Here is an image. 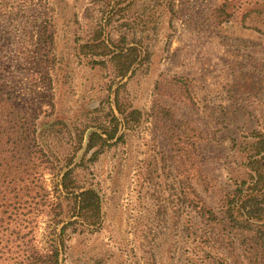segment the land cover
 <instances>
[{
    "label": "rangeland",
    "instance_id": "rangeland-1",
    "mask_svg": "<svg viewBox=\"0 0 264 264\" xmlns=\"http://www.w3.org/2000/svg\"><path fill=\"white\" fill-rule=\"evenodd\" d=\"M49 1L53 8L58 60L57 73L52 77V117L65 121L69 128V134L63 131L54 136L53 151L59 158L69 155L72 160L67 168H74L75 181L80 187L91 185L102 196L99 227L95 231L79 230L81 227L76 225L66 227L62 235L64 251L58 254V264H186L194 238L191 234L186 242L189 221L195 225L191 224L195 230L200 225L192 212L185 215L182 211L177 195L178 178H173L166 166L159 163L158 169L147 176L146 159L152 155L157 157L163 150L159 138L152 141L154 131L147 113L153 100H158L171 108L177 118L188 120L202 132L204 140L196 147V160L202 167L209 191H201L202 182L197 174L192 182L199 196L215 206V193L230 190V179L242 171L240 156L234 155L231 142L218 141L221 109L228 105L240 108L245 114L242 125L245 128H260L264 123V36L242 30L234 23L217 24L212 9L222 0ZM247 1H231L233 7H238L235 21L247 7ZM42 5L43 0H32L20 19L0 30L3 41L0 53L10 61L8 68L17 67L9 41L19 39L18 32L27 29L31 18L44 13ZM107 7L115 12H110L113 16L106 28L111 37L115 38L120 26V31L126 29L139 38L150 53L148 62L133 76L121 81L125 84L119 94L123 104L140 111L143 121L128 129L119 127L118 134H122L119 143L105 148L94 162L75 168L85 149H81L85 134L92 130L85 127L101 122L107 108L113 107L111 102L110 106L107 104V99L112 97L108 98L107 88L116 80L110 67H92L76 53L77 45L86 41L93 31L91 27L101 19L102 9L107 10ZM123 24L130 28L121 26ZM171 75L199 79L207 92L208 107L203 111L195 106H181L169 97L156 95L160 84L164 85ZM236 75L237 78L251 75L254 85L248 91L250 94L246 91L247 94L229 99L225 86L228 87ZM41 86L37 90L42 91ZM113 89L114 86L111 91ZM82 129V139L77 146L73 143L75 133ZM237 136L240 142L239 131ZM56 178L47 173L42 177L52 199L57 195L53 190ZM53 217L36 218L31 237L23 239L30 238L28 249L45 253L53 239L57 242L67 218L59 222V217ZM23 248L21 245L18 250L0 252V264H20ZM16 250L19 256H14Z\"/></svg>",
    "mask_w": 264,
    "mask_h": 264
},
{
    "label": "trees",
    "instance_id": "trees-1",
    "mask_svg": "<svg viewBox=\"0 0 264 264\" xmlns=\"http://www.w3.org/2000/svg\"><path fill=\"white\" fill-rule=\"evenodd\" d=\"M231 1L222 0L213 7L216 23H234L242 30L264 36V0H248L238 21H235L238 7H233ZM31 2L0 0V30L20 19ZM42 7L44 13L31 18L27 29L18 32L19 39L9 41L16 69L8 68L10 61L0 53V252L9 253V249L23 245L20 264H58V254L64 251L65 228L76 225L81 227L79 230L95 231L101 221L99 191L91 185L80 187L75 181L74 168H67L72 159L67 154L59 158L53 151L54 136L63 131L69 134V128L65 121L52 117V77L58 64L56 30L50 1L43 0ZM108 9H102L101 19L91 27L93 31L86 41L77 45L76 53L92 67H110L116 80L107 88L108 98L112 96L107 104L110 106L111 102L113 107L107 108L101 122L85 127L92 130L86 135L85 149L75 168L94 162L105 148L119 143L122 140L119 127L128 129L143 121L140 111L123 104L119 94L125 84L121 81L148 62L150 53L139 38L126 29L120 31V26L115 38L111 37L106 28L113 16L110 12H115ZM2 42L0 39V52ZM235 77L225 86L229 99L247 94L254 85L251 75ZM40 85L42 91L37 90ZM155 94L169 97L181 106H195L203 111L208 107L203 83L186 75L168 76ZM147 116L153 126L152 141L159 138L163 148L157 157L146 159L147 176L158 169L159 163L166 166L173 178H178L177 195L182 211L185 215L192 212L200 225L195 230L189 221L186 242L191 234L194 238L186 264H264V123L260 128H245L242 125L246 118L240 108L228 105L221 109L218 141L231 142L234 155L240 156L242 171L230 179V190L215 193V206H211L199 196L192 182L197 174L202 182L201 191H209L196 160V147L204 140L202 132L188 120L177 118L171 108L158 100H153ZM84 129L75 133L73 143L77 146ZM237 131L242 135L240 142ZM44 173L57 177L53 187L57 195L53 199L45 190ZM41 215L59 217V222L67 218V221L60 228L57 242L53 239L47 251L39 254L27 248L30 238L23 239L31 237L35 220ZM17 250L13 251L14 256H19Z\"/></svg>",
    "mask_w": 264,
    "mask_h": 264
},
{
    "label": "water",
    "instance_id": "water-1",
    "mask_svg": "<svg viewBox=\"0 0 264 264\" xmlns=\"http://www.w3.org/2000/svg\"><path fill=\"white\" fill-rule=\"evenodd\" d=\"M87 133H88V131H87ZM87 133L85 134V137H84V143L81 145V149H83V147H85V139H86V135H87Z\"/></svg>",
    "mask_w": 264,
    "mask_h": 264
}]
</instances>
